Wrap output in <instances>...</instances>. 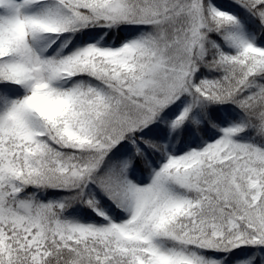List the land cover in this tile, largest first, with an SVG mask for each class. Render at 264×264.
I'll use <instances>...</instances> for the list:
<instances>
[{"label": "snow or ice", "instance_id": "6c2138e0", "mask_svg": "<svg viewBox=\"0 0 264 264\" xmlns=\"http://www.w3.org/2000/svg\"><path fill=\"white\" fill-rule=\"evenodd\" d=\"M0 264H264V0H0Z\"/></svg>", "mask_w": 264, "mask_h": 264}]
</instances>
